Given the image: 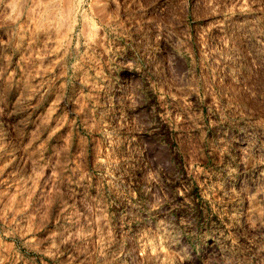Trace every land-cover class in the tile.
I'll return each mask as SVG.
<instances>
[{
    "label": "clouds",
    "instance_id": "obj_1",
    "mask_svg": "<svg viewBox=\"0 0 264 264\" xmlns=\"http://www.w3.org/2000/svg\"><path fill=\"white\" fill-rule=\"evenodd\" d=\"M0 264H264V0H0Z\"/></svg>",
    "mask_w": 264,
    "mask_h": 264
}]
</instances>
